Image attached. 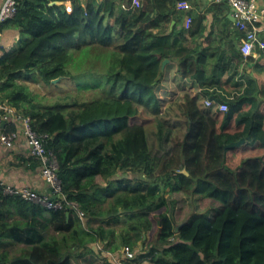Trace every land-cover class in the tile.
<instances>
[{"label":"trees","instance_id":"16d2710c","mask_svg":"<svg viewBox=\"0 0 264 264\" xmlns=\"http://www.w3.org/2000/svg\"><path fill=\"white\" fill-rule=\"evenodd\" d=\"M130 1L14 0L15 16L0 27L19 35L0 56V106L48 136L62 194L85 216L6 196L0 185V244L23 230L28 242L37 239L17 257L0 252V264H116L110 254L124 248L132 252L126 264H264V47L256 43L244 56L245 35L234 26V61L224 63L217 50L184 56L185 32L192 36L203 19L191 15L189 31L178 30L182 0L123 9ZM165 59L178 64L170 78L160 70ZM102 72L103 88L76 84L50 105L20 82L59 87ZM84 92L99 95L82 100ZM140 117L154 123L168 154H153L145 127L131 124ZM192 198L218 209L196 206L176 221L178 203L186 201L178 212L187 213ZM51 230L45 240L40 231Z\"/></svg>","mask_w":264,"mask_h":264},{"label":"crops","instance_id":"0c3cea01","mask_svg":"<svg viewBox=\"0 0 264 264\" xmlns=\"http://www.w3.org/2000/svg\"><path fill=\"white\" fill-rule=\"evenodd\" d=\"M4 0H0V6ZM86 3L87 0H82ZM258 4L264 8V0H258ZM143 4V0H142ZM186 14L183 19L178 22V30L184 29L189 31L191 23V15L196 18L203 19L202 26L192 28L193 35L190 36L188 32H185V46L191 47L185 48L184 56L189 51H194L197 54L205 53L209 55L216 50L221 53L222 61L227 63L234 55L233 49L238 46V42L234 38V33L237 31L234 27V20L230 12V8L227 5L215 3L213 0H182L176 2V6L181 7ZM174 22H170L166 27V34L170 33ZM258 36L261 41L264 42V25L258 26ZM19 40L17 31L12 29L1 30V42H0V56L3 52L16 44ZM197 57V56H195ZM167 64L163 68V76L170 78L176 74L177 62L173 59H165ZM234 61V59H232ZM182 80V79H181ZM167 82H172L168 79ZM179 82L176 80L175 83ZM191 83V80H182V84ZM183 95V91L179 97ZM15 125L9 124L7 129H14ZM40 169L37 161L31 159L28 155L27 145L23 137L19 134L18 142L12 148H4L0 144V185L3 187H15L21 189L24 185H29L36 188L39 192L51 193L50 187H48L40 177ZM116 259L121 260L123 253L120 251L119 255L113 256Z\"/></svg>","mask_w":264,"mask_h":264},{"label":"built area","instance_id":"2783aa9c","mask_svg":"<svg viewBox=\"0 0 264 264\" xmlns=\"http://www.w3.org/2000/svg\"><path fill=\"white\" fill-rule=\"evenodd\" d=\"M218 3H225L229 8L234 20V26L242 31L245 35V40L239 46L241 53L247 56L256 43L264 47V42L257 35L259 32L258 26L264 25V8L258 3V0H214ZM73 0H64V3L70 7ZM142 0H131L130 3H122V8L132 10L140 8ZM16 14L14 0H4L0 6V27L1 25L13 18ZM1 42V32H0ZM206 106L212 104V100L205 101ZM219 109L225 111V105H220ZM12 124L14 130L7 129L8 125ZM31 120L23 117L15 109L8 106H0V144L4 148H12L18 142L19 134L23 137L27 145L29 157L37 160L40 169V177L42 181L51 189V193L39 192L36 188L29 185H24L19 188L3 186V193L6 196H19L22 199L31 201L46 209H61L63 206L69 210H73L78 218L83 219L84 214L80 211L77 203L67 201L62 194L60 180L57 177L58 164L54 153L47 150L45 147V139L47 135H39L32 130ZM65 203V205H63ZM126 259L132 257V253L128 249H124ZM116 262L119 263L118 260Z\"/></svg>","mask_w":264,"mask_h":264},{"label":"rangeland","instance_id":"374dc122","mask_svg":"<svg viewBox=\"0 0 264 264\" xmlns=\"http://www.w3.org/2000/svg\"><path fill=\"white\" fill-rule=\"evenodd\" d=\"M122 3H125V2H122ZM16 44H14L10 50L15 46ZM9 49L7 51H10ZM6 51V52H7ZM5 53V52H3ZM2 53V54H3ZM162 71V69H160ZM240 71H242V68H240ZM248 71H250L251 73V70L248 69ZM261 75V74H259ZM20 82L25 84L27 87H28V91L34 95H37L40 102L42 104H46V105H50L52 104L56 98L60 95H64L66 93H68L67 91H70L71 93H74V90L76 89L75 87L77 86L76 84H84V82H89V83H95L94 85H99L100 88H103L104 85H105V76H104V73L102 72L101 74H98L96 76H91V77H88V78H83L80 74L79 75H76L75 78H73L72 81L70 80H61L59 82V87H50V88H47L46 86H44V84L42 83H38V82H25V81H22L23 79L20 78ZM186 84V83H184ZM73 85V86H72ZM171 86L175 87V84H170ZM49 87V86H48ZM52 88V89H51ZM66 92V93H65ZM177 92L179 94H181V90L179 91V88L177 89ZM99 94L97 93H93V92H84L83 93V96H82V100H88L92 97L96 98ZM179 96V95H178ZM93 98V99H94ZM170 101L169 104H171V101L172 99L168 100ZM168 104V105H169ZM170 113H175V110H170ZM173 123H176L173 122ZM131 124L133 125H142L145 127V130L147 132V135H148V140H149V145H150V148H151V151L153 152V154L155 155H166L169 153L170 151V145L168 143H166V139H163L162 141H159L157 139V136L155 134V127H154V123L150 120H146V118H134L131 120ZM182 134V132H181ZM96 182L97 183H101V181L96 178ZM170 198L172 197V199H179L180 196H176V195H170L169 196ZM203 202H207L206 201H197L196 199L192 198L191 199V209L190 211H187V213H179V209L183 208V206L186 204V201H185V204H180L178 203L177 205V213H176V221H182L183 219L186 218V215L189 214L190 215H194L197 210H196V206L198 207V211L202 210L203 211H206L207 208L211 207L212 209V213L216 212V210L218 209V206L219 204L215 203V202H207V205H205ZM199 213V212H197ZM13 219H20V217H12L10 219H8L9 221H12ZM39 227L37 226V229ZM41 232V235L43 236V238L45 240H47V235H55V233L51 230V231H40ZM22 234H20V238L19 239H9V240H5L3 242H1L0 244V252H7L8 253V256L10 258H13V257H17L19 256L22 252H24L27 248H29V246L31 245H36L37 243V239L34 240V241H29L28 242V238L29 236L25 233V231H21ZM149 233L146 234V239L149 240V236H148ZM140 244V242H139Z\"/></svg>","mask_w":264,"mask_h":264},{"label":"water","instance_id":"95a60500","mask_svg":"<svg viewBox=\"0 0 264 264\" xmlns=\"http://www.w3.org/2000/svg\"><path fill=\"white\" fill-rule=\"evenodd\" d=\"M55 3H51V5H54ZM58 5H62V3L60 2V3H57ZM167 64V60H164V62H162V65H161V69L163 70V68H164V66ZM61 80V78H57V79H54V80H52V84H56V83H58L59 81ZM241 143H243V140L241 139L240 141H238V142H236V143H233V144H231V145H228L227 147H233V146H238V145H240ZM183 172L185 173V174H187V172L185 171V170H183ZM66 216L68 217L69 216V214L68 213H66ZM184 224V223H183ZM181 227V224L180 225H178V226H176L175 227V232H177L178 231V229ZM144 239H145V236H144Z\"/></svg>","mask_w":264,"mask_h":264},{"label":"clouds","instance_id":"9594fccd","mask_svg":"<svg viewBox=\"0 0 264 264\" xmlns=\"http://www.w3.org/2000/svg\"><path fill=\"white\" fill-rule=\"evenodd\" d=\"M82 1V0H81ZM62 4H64V5H66L64 2H61ZM85 4L86 3H82V6H85ZM70 7H71V5H70ZM6 22V21H5ZM0 32H1V30H0ZM164 62V61H163ZM162 65V64H161ZM161 69V68H160ZM162 72H163V70H162ZM206 100H208V99H206ZM205 100V101H206ZM2 187V186H1ZM84 214V213H83ZM85 217V216H84ZM84 217H83V219H81V220H83L84 221ZM84 223V222H83ZM146 238V237H145ZM96 249L97 250H100L101 248L99 247V245H96ZM125 249V248H124ZM124 249H122V250H120V251H122V253H123V258L121 259V260H119V259H116V258H114L111 254H110V256L112 257V259H113V262H115L116 264H126L127 262H128V260L126 259L127 257H126V253H124ZM129 251V250H128ZM131 252V251H130ZM132 253V252H131ZM116 260H118L119 261V263L118 262H116Z\"/></svg>","mask_w":264,"mask_h":264}]
</instances>
